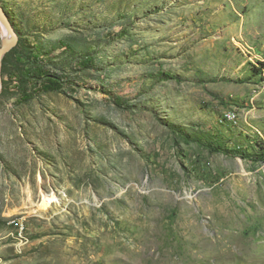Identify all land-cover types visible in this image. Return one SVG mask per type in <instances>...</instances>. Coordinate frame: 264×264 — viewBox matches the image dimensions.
I'll use <instances>...</instances> for the list:
<instances>
[{
  "label": "rangeland",
  "instance_id": "obj_1",
  "mask_svg": "<svg viewBox=\"0 0 264 264\" xmlns=\"http://www.w3.org/2000/svg\"><path fill=\"white\" fill-rule=\"evenodd\" d=\"M0 2V264H264V0Z\"/></svg>",
  "mask_w": 264,
  "mask_h": 264
},
{
  "label": "trees",
  "instance_id": "obj_2",
  "mask_svg": "<svg viewBox=\"0 0 264 264\" xmlns=\"http://www.w3.org/2000/svg\"><path fill=\"white\" fill-rule=\"evenodd\" d=\"M65 42H62L64 44ZM36 46L35 49H33L28 56H30L28 62L30 63V66L28 64H25L24 67L26 70V73L19 72V75H22L20 77H25L26 81L28 83H33V88L38 89L41 91L49 92V91H61L64 82L62 81L61 77L56 74L55 72H51L50 70L46 69L47 63L44 62L40 57V52ZM20 61H23V63H27L26 60L21 58ZM84 63L90 64L93 62V58L90 56H85L83 59ZM263 65L264 63L261 62ZM260 70L257 66L255 67ZM39 79V80H38ZM33 97L32 92H29L28 89L22 90L20 100L27 101L30 100ZM120 103L119 101H117Z\"/></svg>",
  "mask_w": 264,
  "mask_h": 264
},
{
  "label": "water",
  "instance_id": "obj_3",
  "mask_svg": "<svg viewBox=\"0 0 264 264\" xmlns=\"http://www.w3.org/2000/svg\"><path fill=\"white\" fill-rule=\"evenodd\" d=\"M0 20L3 22L6 29L11 33V39L4 43V45L0 48V64L1 60L10 48H13L18 43V35L16 34L14 27L10 21L8 14L6 13L3 5L0 2Z\"/></svg>",
  "mask_w": 264,
  "mask_h": 264
},
{
  "label": "bare ground",
  "instance_id": "obj_4",
  "mask_svg": "<svg viewBox=\"0 0 264 264\" xmlns=\"http://www.w3.org/2000/svg\"><path fill=\"white\" fill-rule=\"evenodd\" d=\"M3 30H4V35H5L4 39H5V42H7L11 39V35L5 28ZM0 87H1V80H0ZM230 115L231 114H228V116L231 118Z\"/></svg>",
  "mask_w": 264,
  "mask_h": 264
}]
</instances>
